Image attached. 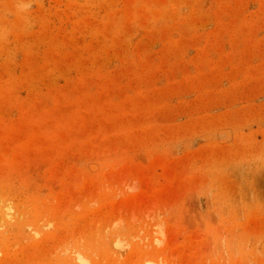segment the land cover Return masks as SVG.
I'll use <instances>...</instances> for the list:
<instances>
[{"label": "rangeland", "instance_id": "rangeland-1", "mask_svg": "<svg viewBox=\"0 0 264 264\" xmlns=\"http://www.w3.org/2000/svg\"><path fill=\"white\" fill-rule=\"evenodd\" d=\"M0 264H264V0H0Z\"/></svg>", "mask_w": 264, "mask_h": 264}]
</instances>
